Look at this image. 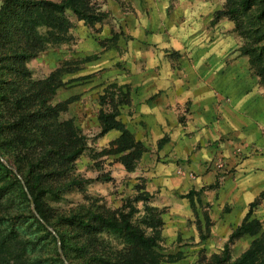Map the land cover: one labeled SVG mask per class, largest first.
Masks as SVG:
<instances>
[{
  "label": "rangeland",
  "instance_id": "1",
  "mask_svg": "<svg viewBox=\"0 0 264 264\" xmlns=\"http://www.w3.org/2000/svg\"><path fill=\"white\" fill-rule=\"evenodd\" d=\"M90 1L96 13L105 14L101 22L86 25L71 10H66L71 28L65 39L48 42L36 56L24 60L12 50V61L0 65V86L4 90L15 89L13 82L18 79L14 67L17 64L26 69L33 83L55 80L61 84L39 116L28 114L19 128L14 127L15 121H9L10 110L0 97V160L18 174L25 188L28 186L26 180L31 182L40 210L48 219L43 221L37 213L32 195L28 196L31 203H25L21 191L11 185L13 178H7L0 165V219H4L0 233H8L15 224L12 245L4 251L0 248V264H62L61 260L64 264H99L101 259L111 262L120 255L124 257L122 264H219V261L220 264H236L256 237L237 240L230 246L228 259H224L231 235L224 244H214L208 250L194 244V237H185L183 230L176 231L168 226L174 218L168 208L159 206L160 196L154 193V132L131 123L135 113L133 99L127 86L119 84V80L132 75L131 66L138 65L131 63L134 46L154 48V34L155 39L175 40L191 47L201 43L210 45L222 34L224 46L235 44L239 52L250 50L258 55L256 47H252L263 45L258 43L262 42L261 32L254 29L253 21L263 17L258 4L251 13L239 10L237 20L227 16L214 23L215 14L235 0ZM38 32L45 35L46 29L39 28ZM9 40L12 47L17 46L10 34ZM171 53L176 61L182 57L176 51ZM240 55L248 60L250 75L258 79L264 90V80L251 69L250 57L241 52ZM252 82L248 81V87L253 91ZM48 108H54L56 114ZM116 112L119 113L117 120L143 145L145 152L140 159L139 148L119 152L116 141L122 135L120 131L101 135L99 117L102 113ZM53 122L58 124L57 132L60 129L62 153L76 150L81 138L85 147L80 155L65 160L50 150ZM256 153L264 160V147ZM123 157H127L125 160L134 171L126 170ZM241 158L245 160L249 156ZM217 166L222 170L221 183L224 177L238 173L237 167L226 169L223 160L218 161ZM148 186L153 190L148 191ZM203 191H191L179 199L186 198L190 202L193 223L200 239L206 240L213 224L209 205L201 198ZM146 195L148 200H137ZM261 196L263 199L253 209V217L263 223L264 232V192ZM241 208L242 205H238L239 211ZM29 210L43 221L57 242L42 235V228L38 231V224L29 219ZM93 214L119 221L126 218L133 229L147 238H155L159 248L136 247L138 244L132 235L110 231L94 222L87 226Z\"/></svg>",
  "mask_w": 264,
  "mask_h": 264
},
{
  "label": "crops",
  "instance_id": "2",
  "mask_svg": "<svg viewBox=\"0 0 264 264\" xmlns=\"http://www.w3.org/2000/svg\"><path fill=\"white\" fill-rule=\"evenodd\" d=\"M218 37L191 47L154 34V48L134 46L131 63L138 65L119 80L133 99L131 123L154 132V193L174 218L168 226L208 250L227 241L264 192V160L256 153L264 147V90L237 46H224L223 35ZM173 51L182 57L176 61ZM220 160L226 169L238 170L222 183ZM191 191H203L202 201L209 205L213 225L206 240L193 223L190 202L179 199Z\"/></svg>",
  "mask_w": 264,
  "mask_h": 264
},
{
  "label": "trees",
  "instance_id": "3",
  "mask_svg": "<svg viewBox=\"0 0 264 264\" xmlns=\"http://www.w3.org/2000/svg\"><path fill=\"white\" fill-rule=\"evenodd\" d=\"M0 65L12 61L11 55L13 54L12 50L24 59L31 58L36 56L39 52L43 50L45 45L48 42L60 41L65 39L69 35V30L71 24L66 17V10H71L79 20L83 21L86 25H94L96 22H101L105 14L96 13L91 8L90 0H61L60 2H54L50 0H0ZM258 4L259 9L261 10L263 17L262 19L253 20L259 32H261L263 45L257 47L256 44L252 47H256V51L259 52L258 55H254L253 51L250 50H241V54L247 55L250 57V66L251 69L255 72V75L261 80H264V0H235L232 1V4L226 9L219 11L215 14L214 23L218 22L222 17L232 16L237 20V13L239 10H243L247 13L252 12L254 5ZM39 28L46 29L45 35H40L38 32ZM9 34L12 35L14 45L12 47ZM16 39V41L14 40ZM258 45V44H257ZM5 70L7 67L5 66ZM15 77L18 79L17 82H13L14 90H4L0 86V97L7 103V109L10 110V117L8 118L10 122L15 121L14 127L19 128L24 124V118L28 114L34 116H39L43 106L51 101L57 92V89L61 84H58L55 80H48L46 82L33 83L29 80V74L22 65H16L14 67ZM12 73H8L10 75ZM2 82H0V85ZM50 109L52 114L55 113L54 108ZM119 113L114 114H105L102 113L99 117L102 132L101 135H105L110 131L117 130L122 133L121 137L116 141V144L119 146V152H132L133 149L139 148L140 152L138 158L140 159L141 155L145 152L143 145L140 142H136L130 132L121 124L117 119ZM53 129L51 132V144L49 148L54 154L59 155L62 159L69 160L77 157L84 151V141L79 139L78 146L73 152L68 154H63L59 148L60 143V129L58 130V124L56 125L53 122ZM60 126V125H59ZM61 127V126H60ZM62 128V127H61ZM1 150V149H0ZM3 158H7L2 154ZM127 157H123V164L127 171L132 172L134 169L132 166L125 160ZM10 165L13 163L8 159ZM0 165L3 167L5 176L7 178H13L12 187L21 191L22 197H24L25 203H31L28 196L32 195L34 197V202L36 203L37 213L40 215L43 221H47V217L40 210L39 200L35 195V190L31 185L30 181L26 180L27 188L22 185L21 181L18 179V174L14 173L10 167H7L0 160ZM27 189V190H26ZM148 195L144 197H139L138 201L148 200ZM260 196L259 200L250 205V210L246 217L244 218L242 224L236 228L231 234L228 243L225 246V257L229 252L230 246L233 245L237 240L250 236L256 237L249 250L243 255V257L236 262V264H264V232H263V223L254 218V208L259 206L262 200ZM30 216L29 219H33V222L38 224V231L42 228L44 231L41 232L42 235H48L55 242H57L56 236H54L48 229L43 221L38 218L35 213L29 210ZM75 220H79L78 217H74ZM4 219H0V224ZM14 220V218H13ZM15 221V220H14ZM89 222H94L96 224L102 225L110 231H115L118 233H126L125 235H132L136 247H154L159 248L156 239L153 237H145L138 229H133L129 220L124 218L122 221L117 220L116 218H110L101 214H93L87 220V226ZM13 223V222H11ZM10 223V224H11ZM9 224V225H10ZM32 225V224H31ZM6 233H0V248L5 250L7 246H11L13 243L12 239L14 235L13 227ZM62 241L63 237L60 236ZM56 244V243H55ZM63 244V243H62ZM127 252V250H125ZM58 255V254H57ZM67 256V255H66ZM123 256L120 255L116 260L108 261L101 259L99 264H122ZM69 260V258H68ZM71 262V260H69ZM141 261V260H140ZM224 261V260H222ZM221 261V262H222ZM61 263L64 264V260H61ZM73 263V262H71ZM220 264V261H219Z\"/></svg>",
  "mask_w": 264,
  "mask_h": 264
}]
</instances>
